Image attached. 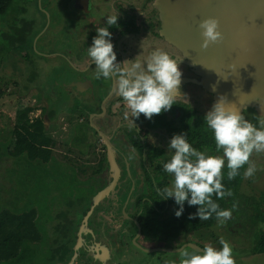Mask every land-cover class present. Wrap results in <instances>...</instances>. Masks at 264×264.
<instances>
[{
    "label": "flooded vegetation",
    "instance_id": "obj_1",
    "mask_svg": "<svg viewBox=\"0 0 264 264\" xmlns=\"http://www.w3.org/2000/svg\"><path fill=\"white\" fill-rule=\"evenodd\" d=\"M17 1L0 21V72L11 87H70L69 96H62L71 101V109L65 112L58 106L57 118L60 123L65 120L62 113L70 115L73 163L60 164L73 169L80 191L87 190L85 199L82 193L77 197L80 202L73 212L56 220L45 250L47 262L164 264L178 260L177 248H194L190 244L219 249L207 233L218 221L206 229L195 217L201 224L191 226L195 213L189 212L187 201L177 217L180 206L175 199H163L157 191L173 180L162 162L170 159L175 134L186 133L197 150L222 155L204 121L212 94L199 85V74L184 51L163 33L160 0ZM109 15L118 16L116 25L108 26ZM99 27H108L112 34L117 63L127 61V66L136 58L144 62L155 49L177 60L181 90L170 110L151 119L143 114L125 118L126 105L112 91V80L96 79L95 64L87 54ZM242 115L257 123L254 109ZM226 169L227 161L223 173ZM83 170L88 171L85 177ZM244 183L242 175L236 194L225 198L241 208L245 201H260L264 195L243 192ZM228 209V222L243 216L238 207Z\"/></svg>",
    "mask_w": 264,
    "mask_h": 264
},
{
    "label": "clouds",
    "instance_id": "obj_2",
    "mask_svg": "<svg viewBox=\"0 0 264 264\" xmlns=\"http://www.w3.org/2000/svg\"><path fill=\"white\" fill-rule=\"evenodd\" d=\"M117 19L118 16H107L108 26L116 25ZM200 28L204 49L222 39L218 19H204ZM111 35L108 27H99L87 54L95 64L96 79L112 80V91L126 105L125 118L128 119L129 115L139 118L143 114L151 119L170 110L181 90L182 72L177 60L169 52L155 49L144 62L136 58L128 60L132 63L127 66V61L117 63ZM226 100L227 97L222 95L204 117L213 133L215 150L222 155H209L207 149L197 150L188 142L186 133L175 134L171 139L168 152L171 156L167 162H162V167L173 176V180L170 186L157 191L163 199H175L180 206L175 212L177 217L182 215L187 201L190 206H199L190 219L199 217L200 221H206L215 215L218 223L224 225L231 219L232 210L221 209L213 195L217 199L233 195L232 190H226L222 183L225 161L229 180L240 175V169L245 165H248L243 172L246 179L252 178L257 170L250 158L253 153H264V115L256 116L257 123L254 124L238 109L227 107ZM219 243L222 245L220 249L208 244L202 250H189L187 246L177 248L178 260H165L164 264H236L230 243L223 237Z\"/></svg>",
    "mask_w": 264,
    "mask_h": 264
},
{
    "label": "rangeland",
    "instance_id": "obj_3",
    "mask_svg": "<svg viewBox=\"0 0 264 264\" xmlns=\"http://www.w3.org/2000/svg\"><path fill=\"white\" fill-rule=\"evenodd\" d=\"M17 4L16 0L14 6ZM6 19L7 13L0 14V21L3 22ZM201 82L202 76L199 75V85L212 94L209 106L204 109L208 112L216 103V95L204 87ZM9 84L7 77L0 72V216L5 215L6 212L18 216L23 212L32 211L29 213H33L35 210L34 212L38 216L40 215L37 223L39 231L43 235L40 236V241L36 244L28 242V248L32 247L39 251L35 264H49L45 250L50 248L49 234L55 228L56 220L73 212L74 205L80 202V198L77 197L82 193L81 200L85 199V193H87L86 188H83V191L78 188L79 184L76 183L73 169L69 165L62 167L60 164L63 161L73 163V158L70 155L74 153L70 148V115L62 113L65 120L56 125H48L46 122L44 124V134L51 142L48 149L52 152L48 168L39 160L11 155L9 148L10 144L11 148L16 145L14 131L18 127L19 109L30 107L32 110L29 112V119L32 122L39 118L47 120L50 105L48 94L52 97V106L56 111L60 106V110L69 112L71 101L66 100V97L69 96L70 89L44 87L45 92L42 87H11ZM254 104L244 105L240 113L243 114L245 110L252 108L258 116H261L256 108L258 103L256 106ZM55 156L61 161L58 162ZM253 157L255 158L252 162L257 170L252 178H245L242 190L249 195L259 196L264 193V153H254ZM11 163H13L12 166H10ZM87 173L86 170L81 171L83 177ZM8 193L10 196H6ZM83 196L84 198H82ZM250 222V218L244 215L241 218L235 217L232 222L227 220L224 225L218 223L207 232L211 236L210 242L221 245L219 243L221 237L228 241L233 249L236 264H264V253L254 252L257 239L261 233H264V222H258L255 227L250 226ZM25 260L24 264H30Z\"/></svg>",
    "mask_w": 264,
    "mask_h": 264
},
{
    "label": "water",
    "instance_id": "obj_4",
    "mask_svg": "<svg viewBox=\"0 0 264 264\" xmlns=\"http://www.w3.org/2000/svg\"><path fill=\"white\" fill-rule=\"evenodd\" d=\"M158 6L163 33L184 51L216 102L226 96V106L239 111L258 103L264 115V0H160ZM207 18L219 20L222 39L204 49L200 23Z\"/></svg>",
    "mask_w": 264,
    "mask_h": 264
},
{
    "label": "trees",
    "instance_id": "obj_5",
    "mask_svg": "<svg viewBox=\"0 0 264 264\" xmlns=\"http://www.w3.org/2000/svg\"><path fill=\"white\" fill-rule=\"evenodd\" d=\"M14 2L15 0H0V14L6 13ZM31 110L30 107L19 109L17 115L18 127L14 131L16 145L12 150H9V152L15 157L23 156L33 160H39L41 164L48 168V164L51 163L50 161L52 159V152L48 149L51 142L44 134L43 119L39 118L33 122L29 119V112ZM243 168L240 169V175L233 180L227 178L228 169L223 173L224 178L222 183L226 190H232L233 195L238 191L239 182L243 175ZM85 194L87 196V193ZM213 199L220 205L221 209H228L234 205V203L225 198L217 199L215 195H213ZM262 205H264V195L261 197L260 201L249 199L244 202L243 208L240 206L236 207L239 208L243 216L245 215L250 218V226L255 227L258 222H264V213L261 210ZM188 207L190 213H196L199 208L198 205L190 206L189 204ZM29 214L13 215L11 217L9 216L11 214L6 212L5 215L0 216V264H24L23 261L25 259L30 264L37 263L35 261L37 260L36 256L39 251L32 247L28 248V242L36 244V242L40 241L41 235L37 234V223L29 219ZM9 218H11V220H9ZM12 221H14V223ZM190 221L191 226L197 227L201 224L198 218H192ZM216 222L215 215H213L212 218L204 221L203 225L208 229ZM12 224L16 225V228L13 230L11 229V227H13ZM254 252L264 253V233H261V236L257 239Z\"/></svg>",
    "mask_w": 264,
    "mask_h": 264
},
{
    "label": "crops",
    "instance_id": "obj_6",
    "mask_svg": "<svg viewBox=\"0 0 264 264\" xmlns=\"http://www.w3.org/2000/svg\"><path fill=\"white\" fill-rule=\"evenodd\" d=\"M43 89H44V87H42ZM47 88V87H46ZM54 88V87H53ZM67 89H69L70 87H66ZM44 91H45V89H44ZM46 92V91H45ZM58 93V92H57ZM47 98L49 99V101H50V105H49V107H48V114H47V120H44L43 119V123L45 124V122L49 125V124H53V125H56V124H58L59 123V120H58V118H57V111L55 110V108L52 106V97H50L48 94H47ZM61 123V122H60ZM13 149V147L11 148V144H10V148H9V150H12ZM9 162V161H8ZM9 165V164H8ZM13 165V163H11V165L10 166H12ZM6 196H10V194L8 193ZM35 211V210H34ZM33 211V213L32 214H29L30 215V217H29V219H32V220H34V221H36V223L38 222V220H39V216H38V214H36L35 212ZM29 212H32V211H29ZM29 212H23L22 214H20V215H23V214H27V213H29ZM9 216H13V215H9ZM9 220H11V218H9ZM16 221V220H15ZM13 223H14V221H12ZM13 225V227H11V229L13 230V229H15L16 228V225L15 224H12ZM36 230H37V234H39V235H43L42 233H40V231H39V225H38V223H37V227H36Z\"/></svg>",
    "mask_w": 264,
    "mask_h": 264
}]
</instances>
